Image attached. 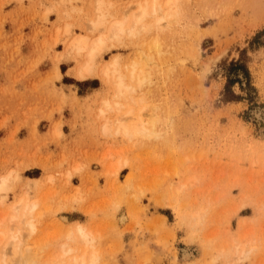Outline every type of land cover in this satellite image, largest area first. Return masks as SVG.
<instances>
[{
  "label": "rangeland",
  "instance_id": "374dc122",
  "mask_svg": "<svg viewBox=\"0 0 264 264\" xmlns=\"http://www.w3.org/2000/svg\"><path fill=\"white\" fill-rule=\"evenodd\" d=\"M55 1L0 0V220L38 204L0 228L18 238L0 256L50 264L68 244L96 264H264V0H178L176 19L107 50L100 65L118 56L145 78L119 100L137 114L104 115L148 130L128 136L101 131L110 84L56 61L88 35L93 0ZM75 226L88 243L67 239Z\"/></svg>",
  "mask_w": 264,
  "mask_h": 264
},
{
  "label": "bare ground",
  "instance_id": "6f19581e",
  "mask_svg": "<svg viewBox=\"0 0 264 264\" xmlns=\"http://www.w3.org/2000/svg\"><path fill=\"white\" fill-rule=\"evenodd\" d=\"M56 1H57V5L58 6L60 5L62 7L67 1L69 2L71 0H56ZM56 1L54 2L55 4ZM177 1L178 0H135L132 5L129 4L128 7L127 6L125 7V9L130 8V10L132 9L134 10L130 11V13L128 12L124 13L125 11L124 10L123 11L124 14H122L123 15L122 17L119 15L112 14L113 12L110 10L112 9L113 5L109 0H93L94 14L90 16L89 21L87 23L88 25L86 30L88 31V35L83 34L72 37V33H71L70 37L72 38L70 40H67L66 46L63 49L62 54L60 55V57L56 58V61H62L63 59H67L69 58V56L70 57L72 56L71 59L75 61L74 76L76 78L86 79L87 77L96 76L99 74L98 76H100L104 82L109 83L110 86L113 88V96H112L113 100L112 101L104 100L102 110L100 111V115L105 118L101 126V131L105 135L121 134L123 136H128L134 132L138 134L140 133L146 134L148 130L145 128L144 123L140 119H137L134 123L127 124L123 122L122 119L117 118L113 121H109L107 117L104 116L106 114V111L117 112V113L123 112L122 115L124 117H129L137 114V112H135L132 108L127 107L122 103H119V100L121 98H124L129 92L135 91L136 87H140L144 83L145 78L143 76V72L138 71V66L135 65V63L131 64L129 69L125 68V70H128V74H126L121 67V62L118 56H114V58L108 61L107 64L100 65L101 56L112 47H117L120 44L124 45L125 44L124 42L127 40V38H131L132 36L136 35L138 32L151 31L153 27L161 26V23L163 21L171 22L172 20L176 19L178 13L174 9V7L176 6ZM63 27H64L63 28L64 34H66V36L67 35L69 36L71 32L70 27L68 25H64ZM154 48L158 49V45L154 44ZM56 71L58 72L57 66H56ZM150 126L153 127V122H150ZM55 132L58 133L57 128H55ZM123 161L120 164H117L118 166L116 167L115 170L113 169L114 173H117L121 167L126 166V162ZM9 178L10 175H0V195L1 192L5 190ZM37 181H35L34 183L36 184ZM17 200L19 206L17 205L15 207L14 204L8 210L11 213H9L8 211L7 214L5 213L6 215L10 214L9 222L7 220H4L6 219V217L2 218L0 220V228L6 225L7 222L9 224H11V222H15L19 216L26 217L30 215L38 205L37 202L30 201L28 199L26 201H22L23 198ZM119 218L120 219L118 220H120L121 223L125 222L126 220L125 216H120ZM62 220L63 222L67 221L65 216L62 217ZM9 226L10 225H8V229L10 228ZM25 227H27L28 230L32 232L34 230L32 220L25 222ZM7 231H6V236H7L6 238H8L9 237L8 235L10 234V236L12 235L11 238H14L15 240L17 234L13 236V234H11V231H9L10 233H8L7 235ZM12 233L14 232L12 231ZM0 234H1L0 242L8 243L4 241L5 232L3 230H0ZM67 235H68L67 239L73 243H77L81 241L85 244L88 243L90 239L89 233L81 226H75L74 229L68 230ZM1 238H4L3 241H1ZM12 240L13 239H11L10 241ZM16 240L14 241L15 244L17 242ZM12 242L11 243L9 242L8 244H12ZM19 244L20 243H18L17 245ZM6 246L2 245V247L4 248ZM5 250L6 248L4 249V251ZM4 251H2V253ZM16 251L17 250H15V252ZM26 251L27 250H25V252ZM73 252L74 250H72V248H70L68 244L62 245L59 250L57 260L51 262L50 264H96L97 262V256L95 255V253L89 252L88 254L86 248H84L82 253L79 255H74ZM227 252H223L222 250H220L218 252L217 258L226 259L229 256ZM4 254L6 253L4 252ZM28 254L29 253H27L26 257H24V254L22 253L23 258L22 256L17 255L21 258L18 257L19 263H17V261L14 263L29 264L28 261H30L29 257L31 256ZM183 254L185 257L190 255L187 251L183 252ZM1 258H0V264H8L3 257Z\"/></svg>",
  "mask_w": 264,
  "mask_h": 264
}]
</instances>
